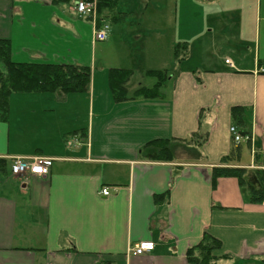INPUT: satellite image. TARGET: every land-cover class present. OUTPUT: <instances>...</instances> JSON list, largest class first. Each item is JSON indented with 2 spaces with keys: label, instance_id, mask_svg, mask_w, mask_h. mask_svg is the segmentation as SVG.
<instances>
[{
  "label": "crops",
  "instance_id": "1",
  "mask_svg": "<svg viewBox=\"0 0 264 264\" xmlns=\"http://www.w3.org/2000/svg\"><path fill=\"white\" fill-rule=\"evenodd\" d=\"M262 1L116 0L112 9L97 10L95 0L87 16L75 11V0H0V38L9 39L12 60L91 69L88 91L9 96L0 117V264H188L187 248L204 231L221 241L212 251L217 264H264V200L251 201L247 187L255 183L254 170L264 169L261 29L252 37L243 29L236 40L225 37L222 62L205 66L194 58L200 38L217 32V12L235 13L249 3L256 13ZM169 7L177 29H168ZM102 23L109 24L108 38L94 41L93 26ZM179 42L188 52L174 65ZM112 67L134 70L129 93L153 84L138 80L146 69L170 74L160 98L116 102L108 82ZM235 106L242 108L240 118L232 115ZM231 126L250 136L229 164L246 169L245 185L234 176L214 182L211 176L232 147ZM192 134L198 149L177 150L172 161L140 154L149 140ZM17 157L49 159L47 173H11ZM140 240L153 241L154 249L129 253Z\"/></svg>",
  "mask_w": 264,
  "mask_h": 264
},
{
  "label": "trees",
  "instance_id": "2",
  "mask_svg": "<svg viewBox=\"0 0 264 264\" xmlns=\"http://www.w3.org/2000/svg\"><path fill=\"white\" fill-rule=\"evenodd\" d=\"M116 0H97V10L108 7L112 9ZM187 43L179 42L173 46L174 65H178L187 56ZM259 66L264 67V59L258 60ZM143 74L154 79L150 86H139L129 93L128 84L134 70L130 68L112 67L108 70L109 89L116 102L135 97L160 98L165 81L169 76L166 69H146ZM91 69L89 66L75 63H45V62H16L11 58L10 41L0 38V117H4L8 108L9 96L12 92L22 91H53L60 94L88 91ZM241 107H232V115L239 116ZM241 134L247 132L238 131ZM198 137L192 134L189 139L155 138L144 143L140 148L143 158L152 161H172L176 158L177 150L193 149L199 146ZM240 143H232L227 155L221 158L223 165L212 168V180L221 176H234L240 185L247 183L244 167L230 166V162L240 158ZM255 183L248 184L249 198L253 202L264 200V169L253 172ZM158 200L159 197H156ZM221 241L204 231L200 240L187 248L188 264H217V257L212 251L219 248Z\"/></svg>",
  "mask_w": 264,
  "mask_h": 264
},
{
  "label": "rangeland",
  "instance_id": "3",
  "mask_svg": "<svg viewBox=\"0 0 264 264\" xmlns=\"http://www.w3.org/2000/svg\"><path fill=\"white\" fill-rule=\"evenodd\" d=\"M132 4V0H127ZM168 5L171 6L172 5V0H168ZM252 6V7H251ZM258 12L254 13V8H253V4L249 6V3H245L244 7L241 9H239L238 11H236L235 13H230V12H217L214 16V23H213V27L212 29H214L215 31H217L215 34L208 35V36H203L200 38V40H202V42H199V44H197L196 50H199L200 47L206 43L211 42V49L206 50V51H198L196 52L195 50V59L197 62L202 63L205 66H209L208 62L214 63L216 61H223L224 59V55L222 53L221 48H219V46H224L225 44L223 42H225L226 40L225 37H232L233 40H236V32H238V30L243 29L244 32L247 33V35L249 37L253 36V29H261L260 34H261V40H264V1H262V3L260 4V9L258 10V6H257V10ZM137 16V15H136ZM141 20L143 21V18H141ZM168 29H177L176 28V24L174 23V11L170 10L169 7V15H168ZM200 29H204L203 25L200 26ZM220 29L225 30V34L224 31L221 32ZM220 32V33H218ZM213 37L212 41L209 42H204L205 39H208ZM213 47V48H212ZM245 49V48H244ZM221 50V51H218ZM248 49H246V53L245 56L248 58L249 54H251V50L249 49V52H247ZM245 52V50H242V53ZM168 53L171 55V49L168 50ZM101 56L104 57L107 60H112L114 62L117 61L116 64H119V61L117 58H114V56L112 55V53H106V54H102ZM100 55H96V58L98 60H100L101 58ZM246 58V59H247ZM137 80V79H136ZM140 82H142V84H148L147 80H154L151 77L148 76H143V78H139L138 79ZM135 80L132 79L131 83L134 82ZM130 86V85H129ZM243 151L246 155H248V147L246 146V143H243ZM248 157V156H247ZM246 157V159H247Z\"/></svg>",
  "mask_w": 264,
  "mask_h": 264
},
{
  "label": "built area",
  "instance_id": "4",
  "mask_svg": "<svg viewBox=\"0 0 264 264\" xmlns=\"http://www.w3.org/2000/svg\"><path fill=\"white\" fill-rule=\"evenodd\" d=\"M75 11L80 15L91 16L95 11V0H77L74 5ZM95 20V19H93ZM92 36L95 41H104L108 37L109 25L102 24L100 26H93ZM225 63L232 65L230 59H225ZM263 71V68H259ZM233 135V140L238 143L241 140H249L250 136L248 134L241 135L238 133L234 127L229 128ZM50 164L49 159H26L22 157L14 158L11 163V172L13 174H36L44 175L47 173L48 166ZM103 195L109 194V189L104 187L101 189ZM262 236L264 238V229L262 231ZM155 243L151 240H140L133 243L128 252L133 255H141L145 252H149L154 249Z\"/></svg>",
  "mask_w": 264,
  "mask_h": 264
}]
</instances>
